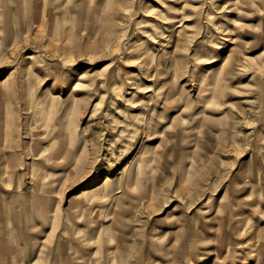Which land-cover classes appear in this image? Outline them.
<instances>
[{"label":"rangeland","instance_id":"1","mask_svg":"<svg viewBox=\"0 0 264 264\" xmlns=\"http://www.w3.org/2000/svg\"><path fill=\"white\" fill-rule=\"evenodd\" d=\"M0 264H264V0H0Z\"/></svg>","mask_w":264,"mask_h":264},{"label":"bare ground","instance_id":"2","mask_svg":"<svg viewBox=\"0 0 264 264\" xmlns=\"http://www.w3.org/2000/svg\"><path fill=\"white\" fill-rule=\"evenodd\" d=\"M31 61V60H30ZM91 191H93V190H83V192H81L79 195H81V196H88V195H86V194H88V193H90ZM105 194V193H104ZM79 198H81V197H79Z\"/></svg>","mask_w":264,"mask_h":264}]
</instances>
